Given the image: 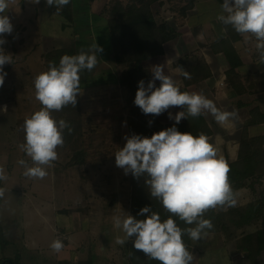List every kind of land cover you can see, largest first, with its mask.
Segmentation results:
<instances>
[{
	"label": "rangeland",
	"instance_id": "1",
	"mask_svg": "<svg viewBox=\"0 0 264 264\" xmlns=\"http://www.w3.org/2000/svg\"><path fill=\"white\" fill-rule=\"evenodd\" d=\"M68 6L58 11L55 5L48 6L46 0H40L39 4L35 0H11L6 13L13 32L4 34L6 43L0 47L12 55L13 63L4 66L7 76L0 86V168L6 176L0 180V189L4 191L0 197V264L4 259L14 264H130L139 257V250L133 246L134 239L128 240L113 223L115 216L132 214L131 174H125L116 166L114 154L125 145L124 137L130 136L132 125L142 121L151 127V114H144L134 104L140 79L138 75L129 78V71L139 66L118 64L113 59L107 15L93 18L86 0H70ZM70 15L78 23H71ZM156 22L167 23L165 20ZM185 24L191 23L169 22L168 26L184 32ZM95 43L103 51L92 71L80 73V94L75 107L68 105L52 112L57 121L69 120L70 130L67 129L73 132L68 139L63 131L64 144L57 148L58 159L47 167L46 177L25 176L26 169L19 161L23 159L29 166L32 162L20 148L25 143L23 125L26 118L42 108L35 97L34 78L48 70L46 55L63 48H72L78 54L81 50L88 51ZM190 43L187 39L189 48L194 45ZM164 45L165 53L145 60L143 67L150 70L152 76V67L163 65L165 74L182 87L179 55H168L172 40ZM121 77L126 81L124 84L120 82ZM193 84L196 83L188 86ZM5 106L7 111H2ZM249 111L250 108L247 120ZM169 112L174 116L179 107H171L156 118L160 123L175 122L169 119ZM205 118L212 130L209 142L227 163L233 161L231 158H237L236 146L239 147L246 122L237 131L227 134L220 132L209 117ZM249 127L248 135L256 136ZM228 143L232 144V149L227 147ZM79 153L83 158H76ZM263 176L246 180L244 187L234 191L236 204L240 205L239 196L243 194L245 204L264 195ZM249 181L253 188L248 186ZM229 208H214L217 213H225L227 228L219 226L215 232H207L211 234L209 240L202 239L198 243L212 246L220 239L233 241L244 234L248 245L246 236L264 228V208L257 220L242 228L231 223V217L226 214ZM117 238L126 242L119 244ZM57 239L63 242L64 252L51 249L50 245ZM189 240L191 252L193 240Z\"/></svg>",
	"mask_w": 264,
	"mask_h": 264
},
{
	"label": "clouds",
	"instance_id": "2",
	"mask_svg": "<svg viewBox=\"0 0 264 264\" xmlns=\"http://www.w3.org/2000/svg\"><path fill=\"white\" fill-rule=\"evenodd\" d=\"M10 2L0 0V45L6 43L4 34L13 32V24L6 14ZM39 2L35 0V3ZM69 3L70 0H46L48 6L55 5L58 11ZM221 8L223 14L218 15L217 20L231 26L238 34H251L256 41L259 63H264V0H223ZM102 51L95 43L88 51L65 54L58 65L50 61L48 70L34 78L35 97L42 108L24 121L25 143L20 148L32 162L29 166L25 160L19 161L26 169L25 176L43 179L48 174L47 167L58 159L57 148L63 146V131L69 125L63 119H54L52 112L68 105L75 107L80 94V73L92 71ZM12 63V55L0 47V86H3L7 76L4 66ZM180 71L185 79H191L188 71L182 68ZM151 72L153 78L147 86L143 80L138 82L134 99V104L144 114L159 116L171 107H180L182 110L174 116L169 112V119H174L175 124L205 113L211 114L221 125L237 118L234 110L221 111L213 100L202 93L182 92L173 78L165 74L163 65H154ZM156 80L160 81L159 87L155 84ZM2 111H7V107ZM175 124L150 138L137 134L125 136V145L114 154L116 166L125 174L146 178L150 196L157 199L171 215L162 221L158 213L144 207L138 213L144 219L126 213L113 217V223L128 240L134 237V248L143 251L150 260L160 264H192L193 255L182 237L187 235L198 241L206 236L213 224L210 219L204 218L205 213L218 206H234L236 199L228 180L229 166L218 155L209 138L204 133L197 136L191 132L181 133ZM3 179L6 176L4 169L0 168V180ZM3 195V189H0V197ZM173 216L194 227L181 229ZM116 242L124 244L126 241L117 238ZM50 247L58 253L64 245L57 239Z\"/></svg>",
	"mask_w": 264,
	"mask_h": 264
},
{
	"label": "trees",
	"instance_id": "3",
	"mask_svg": "<svg viewBox=\"0 0 264 264\" xmlns=\"http://www.w3.org/2000/svg\"><path fill=\"white\" fill-rule=\"evenodd\" d=\"M113 1L114 2L106 6L101 13L103 16L107 15L113 59L118 64H127L130 66V63H133L134 67L138 65L139 67L137 70L132 68L131 71H129V78L134 79L138 75L140 81L143 80L145 86H147L148 81L152 80V76L150 70L143 67L144 61L164 54V44L174 38L175 32L168 26V23L156 22L151 5L157 0H128L126 3L124 0ZM68 5L67 7H69ZM69 19L71 23H74V19L71 15ZM226 27L229 31V35L213 44V51L223 52L225 54L230 64V68L226 72V82L233 88L234 94L239 95L245 92L244 83L238 71L243 61L237 53L234 42L240 38L241 34L235 32L231 26ZM65 54L76 55L75 50L72 48L52 50L45 58L47 67L50 61L58 65L60 58ZM181 63L191 76V79L183 78L184 86L180 87L182 92H189L187 89L188 84L200 82L211 75L208 63L203 57L197 56L194 52L185 53L181 58ZM258 77L264 89V71L258 73ZM120 82L124 84L126 81L122 78ZM155 84L157 87L160 86V82H155ZM181 110L182 109L179 107V111ZM249 113L250 118L243 126L242 134L239 138L237 158L227 163L230 169L228 180L232 186L233 192L236 189L244 187L247 184L246 180L256 175L260 177L264 174V134L249 136L247 129L250 125L264 122V112L260 111L258 107H253L250 109ZM150 120L151 127L146 126L142 121L132 125L130 127V136L132 134H137L150 138L154 133L172 127L175 124V122L160 123L156 116L152 114ZM67 123L69 126L71 125L69 120ZM175 126L181 133L191 132L194 136L204 133L208 137L212 134L210 125L204 115L196 118L189 117L188 119H182L180 123L175 124ZM64 130L65 137L69 139L73 131L68 132L67 128ZM79 155L80 156H76L77 159L83 158L81 153H79ZM262 178H264V176ZM145 179L144 176L136 178L131 174V215L137 216L138 219H144L145 217L138 216V213L142 208L150 207L153 212L160 215L163 221L171 214L165 211L157 199L150 196V190L145 184ZM249 182L248 186L253 188L251 185L253 183L251 181ZM263 208L264 195H260L259 199L247 204H235L234 206H230V208L226 210V214L231 217V223L242 228L253 222L254 219L257 220ZM224 215L225 213H217L215 209H209L205 213L204 218L211 220L213 228L207 230V232H215L219 226L223 229L227 228ZM173 219H175L177 225L181 229L194 227V225L185 224L178 217L173 216ZM182 239L189 250V237L184 235ZM246 239L248 242V257L251 259L252 263L255 264L258 255L264 252V228L257 230L255 233L248 234ZM7 263L14 264L12 260L4 259L3 264ZM137 264H160V262L150 260L143 251L139 250Z\"/></svg>",
	"mask_w": 264,
	"mask_h": 264
},
{
	"label": "crops",
	"instance_id": "4",
	"mask_svg": "<svg viewBox=\"0 0 264 264\" xmlns=\"http://www.w3.org/2000/svg\"><path fill=\"white\" fill-rule=\"evenodd\" d=\"M86 2L92 17L99 19L103 16L101 13L104 8L114 1L86 0ZM221 4H223V0H157L151 5V8L154 10L157 21L191 23L184 25L187 28L184 32L173 29L175 36L172 39V50L168 55L171 53L174 56L178 54V58L181 60L185 53L191 51L197 56L203 57L208 63L211 75L199 83L189 85L188 90L190 93L204 94L207 98L213 100L221 111L234 110L237 113L236 119L224 125L218 124L211 114H203L209 117L211 123L217 125L220 132L231 134L246 122L249 117V108L258 107L264 111V89L258 77V73L264 71V63H259V57L255 49V38L251 34L240 35V38L234 42V46L243 61L238 71L241 74L245 92L239 95L234 94L233 88L226 82V72L230 68V64L223 52L213 51V44L229 35L227 27L217 20V16L223 14ZM74 21V23H78L77 20ZM90 21L94 23L92 19ZM187 39L191 40L190 45L194 44L191 48L187 45ZM182 51L186 52L182 53ZM180 65L187 71L182 63ZM180 77L184 78L182 73ZM245 112H247V115ZM249 128L253 129L257 135L264 134V122L251 125ZM226 145L229 149L233 147L230 143ZM237 151L238 146H236L235 156H237ZM226 153L225 151V156ZM235 158L233 157L231 160ZM244 197V194L241 197L239 196L240 205L247 202L246 199H243ZM209 236L211 234H207L200 240H209ZM243 236L244 234L233 241L220 239L217 245L212 246L202 245L198 243L199 240L191 242L192 264H253L248 257V245ZM203 246L208 247L204 249ZM64 250L60 252H64ZM137 259L138 257L133 261L131 260L132 262L129 261L130 264H137ZM255 264H264V252L258 255Z\"/></svg>",
	"mask_w": 264,
	"mask_h": 264
}]
</instances>
